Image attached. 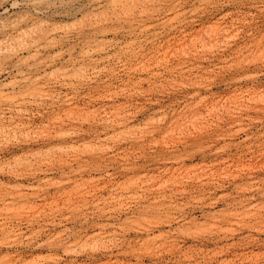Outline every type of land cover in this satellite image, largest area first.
Here are the masks:
<instances>
[{"label": "rangeland", "instance_id": "374dc122", "mask_svg": "<svg viewBox=\"0 0 264 264\" xmlns=\"http://www.w3.org/2000/svg\"><path fill=\"white\" fill-rule=\"evenodd\" d=\"M0 264H264V0H0Z\"/></svg>", "mask_w": 264, "mask_h": 264}, {"label": "bare ground", "instance_id": "6f19581e", "mask_svg": "<svg viewBox=\"0 0 264 264\" xmlns=\"http://www.w3.org/2000/svg\"><path fill=\"white\" fill-rule=\"evenodd\" d=\"M32 96V95H31Z\"/></svg>", "mask_w": 264, "mask_h": 264}]
</instances>
